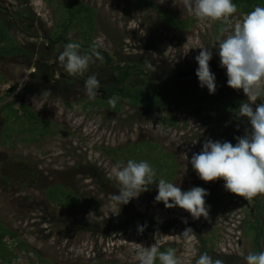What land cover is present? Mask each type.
<instances>
[{
  "label": "rangeland",
  "instance_id": "obj_1",
  "mask_svg": "<svg viewBox=\"0 0 264 264\" xmlns=\"http://www.w3.org/2000/svg\"><path fill=\"white\" fill-rule=\"evenodd\" d=\"M68 1L0 0V226L5 231L0 264H137V245L155 242L160 251L175 249L183 264H195L205 252L224 264H246L250 252L264 251V195L247 201L225 190L222 179L202 181L190 163L206 140L235 145V138L244 136L243 120L218 109L214 100L223 88L247 102L242 90L227 85L218 47H211L224 25L198 21L181 0H75L91 11V19L73 25L67 37L96 45L110 63H91L83 75L70 76L58 61L63 48H49ZM256 6L264 7V0L252 9ZM247 13L237 8L233 22ZM200 45L213 53L214 94L200 87L196 76ZM126 66L139 70L145 83L194 88L196 102L204 95L212 98L205 107L151 112L116 96L111 108L112 96L103 90L116 86L120 67ZM179 70L191 76L176 78ZM93 74L100 89L89 99L82 80ZM135 80L132 74L125 87L134 88ZM25 107L36 122L15 120ZM129 159L147 161L157 180L176 183L182 191L206 189L208 218L194 219L157 202L158 181L128 204L112 200L119 185L111 170ZM55 187L71 192L77 207L50 202L46 194ZM259 225L261 234L253 229ZM186 228L195 233L190 240L182 236Z\"/></svg>",
  "mask_w": 264,
  "mask_h": 264
},
{
  "label": "clouds",
  "instance_id": "obj_2",
  "mask_svg": "<svg viewBox=\"0 0 264 264\" xmlns=\"http://www.w3.org/2000/svg\"><path fill=\"white\" fill-rule=\"evenodd\" d=\"M181 3L187 13L198 21L221 22L224 25L220 28L221 38L211 47H218L220 67L226 69L227 85L234 90H242L246 95L247 102L240 104L238 116L246 118L250 125L244 136L235 138V145L228 141L206 140L202 151L192 155L191 166L202 181L222 179L225 190L251 201L264 195V102L253 107L258 99L264 101V7L256 6L249 13L236 16L233 22L237 13L233 0H181ZM198 48L196 76L200 87H206L209 94H214L216 77L209 64L213 53L209 46L200 45ZM97 60L103 62V56L95 45L82 52L78 42L66 43L58 56V61L70 76L83 75ZM145 67L155 71L150 61H145ZM84 88L89 99L99 95L100 81L95 74L85 80ZM118 100L119 97L112 96L107 102L115 108ZM182 157L188 160L187 153ZM111 173L119 185V194H113L112 200L119 205L128 204L158 181L157 202H163L166 208L179 207L194 219L201 216L208 218L205 197L209 193L206 189L193 187L182 191L176 183L163 178L157 180L155 169L147 161L129 159L124 166H114ZM194 234L191 228H186L182 236L190 240ZM134 252L137 264H156L157 259L159 264H183L175 249L160 251L158 242L150 247L138 244ZM245 259L246 264H264V251L250 252ZM195 264H224V261L214 260L205 252L199 255Z\"/></svg>",
  "mask_w": 264,
  "mask_h": 264
},
{
  "label": "trees",
  "instance_id": "obj_3",
  "mask_svg": "<svg viewBox=\"0 0 264 264\" xmlns=\"http://www.w3.org/2000/svg\"><path fill=\"white\" fill-rule=\"evenodd\" d=\"M261 0H233V3L237 5V8H241L245 12H250L252 6L256 5ZM69 5L66 4V12L67 16L63 22L62 28L60 32L54 34V39L50 41L49 48L50 50H54L56 46H63L68 43L72 42L68 37V31L73 27V25H77V23H81L83 19L90 20L91 19V11L86 9L85 7L82 8V5L78 4L75 0H69ZM73 7V8H72ZM81 11V12H80ZM82 14V16H81ZM167 22H172V20L166 17ZM1 32V31H0ZM81 44V51L86 52L90 46L94 44L89 43H80ZM96 46V45H95ZM97 47V46H96ZM98 50L101 52L103 56V62L96 61L97 63H102L103 66L107 67L110 63L109 58L105 54V52L101 51L99 48ZM132 74H136L135 80V87L134 88H126L125 83L130 78ZM139 70L136 68H132L129 66L120 67L118 76L116 78V86L112 88H105L104 93L108 96H119L122 99L131 100L133 103L138 105L143 109H147L151 112L161 111V110H176L177 108H189L192 106H196L197 104L205 107L204 103L208 102L212 98V96L204 95L200 99V101H195V91L192 87L187 86H180L178 90L171 87L168 82H150L145 83L144 80L141 78L142 75ZM142 79V80H141ZM141 80L140 82H138ZM85 79L82 80V86L84 87ZM225 83V81H224ZM223 87V86H222ZM217 93V92H215ZM216 101V106L220 110H228L232 113L238 114V108L240 104L243 102L241 96L234 95L231 96L227 92L223 91L221 88V93H219V97L214 99ZM26 112L24 110L23 116H17L15 114V120L19 122V119L24 117L26 120L25 122H36V118L32 112L27 110L25 107ZM21 115V114H20ZM243 120V134L245 135L246 129H250V125L246 118L239 117ZM47 199L50 202L55 204H59L62 207H67L69 209L77 207V199L71 193L67 192L62 188L55 187L54 189H50L47 191L46 194ZM258 223V221H256ZM251 229V228H250ZM257 233L261 234L262 229L259 226L253 227ZM0 239L3 237L4 229L0 226Z\"/></svg>",
  "mask_w": 264,
  "mask_h": 264
},
{
  "label": "water",
  "instance_id": "obj_4",
  "mask_svg": "<svg viewBox=\"0 0 264 264\" xmlns=\"http://www.w3.org/2000/svg\"><path fill=\"white\" fill-rule=\"evenodd\" d=\"M174 76L176 78H187V77H190L191 76V73L190 72H186V71H183V70H179L178 72H176L174 74ZM199 114V110L196 111L195 115L197 116Z\"/></svg>",
  "mask_w": 264,
  "mask_h": 264
}]
</instances>
